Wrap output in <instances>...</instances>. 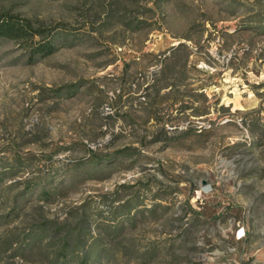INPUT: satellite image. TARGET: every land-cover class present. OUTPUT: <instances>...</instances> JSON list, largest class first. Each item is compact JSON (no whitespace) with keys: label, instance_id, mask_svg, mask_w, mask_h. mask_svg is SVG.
<instances>
[{"label":"rangeland","instance_id":"obj_1","mask_svg":"<svg viewBox=\"0 0 264 264\" xmlns=\"http://www.w3.org/2000/svg\"><path fill=\"white\" fill-rule=\"evenodd\" d=\"M10 19L32 30L0 35V264H264V0Z\"/></svg>","mask_w":264,"mask_h":264},{"label":"trees","instance_id":"obj_2","mask_svg":"<svg viewBox=\"0 0 264 264\" xmlns=\"http://www.w3.org/2000/svg\"><path fill=\"white\" fill-rule=\"evenodd\" d=\"M16 26V28H15ZM31 26H29L28 24H26V26H18L12 19L10 20H4L0 23V35H4L7 36V34L10 33V35H13L12 33H14L13 31L15 30H21L23 31H27L28 29L32 30V28H30ZM31 33V32H30Z\"/></svg>","mask_w":264,"mask_h":264}]
</instances>
